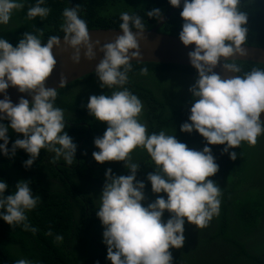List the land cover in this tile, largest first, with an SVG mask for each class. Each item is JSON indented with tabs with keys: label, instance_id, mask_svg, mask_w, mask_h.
Wrapping results in <instances>:
<instances>
[{
	"label": "clouds",
	"instance_id": "obj_1",
	"mask_svg": "<svg viewBox=\"0 0 264 264\" xmlns=\"http://www.w3.org/2000/svg\"><path fill=\"white\" fill-rule=\"evenodd\" d=\"M45 3L46 0H36L27 10V19L46 18L50 9L42 6ZM168 4L182 8L181 30L178 35H171L178 36L185 47L194 46L187 55L197 73L188 89L195 99L180 131L191 134L195 130L202 136L206 143L201 150L189 148L165 130L148 134L146 125L140 122L143 104L125 87L132 70L131 61L141 55L138 38L146 25L139 15L121 12L122 34L101 44L99 40H91L87 23L78 15L77 7L62 12L63 43L74 50L71 60L80 62L81 49L86 59L93 60L94 49H98L103 53L94 69L99 87L112 90L111 95H90L83 105L89 115L107 125L103 135L93 139L98 151H93L92 156L98 163L123 161L129 170L127 175H116L111 168L106 169L100 204L95 211L103 226L106 259L111 264H173L169 249L183 247L185 223L203 229L220 212L221 187L206 179L219 170L208 145H224L222 154L236 160L237 152L229 149L239 147L242 142L254 146L257 137L264 134V121L260 119L264 112V69L252 68L238 75L241 67L233 63L236 60H228L235 55L245 56L247 50L243 45H251L245 43L248 15L239 8L241 0H168ZM23 7L24 0H0V26L7 25L13 11ZM146 15L162 18L160 8H152ZM42 35V32L39 35L25 32L15 46L0 37V94L3 95L0 154L12 157L17 149H23L29 154L23 161L26 169L33 165L42 149L47 151L46 157L54 153L51 162L63 159L68 165L73 163L77 151V145L65 131L64 111L55 106L56 89L65 87L66 79L61 75L56 88L45 84L57 63L53 48L60 47L61 39L50 36L42 43L39 38ZM218 63L237 75L222 78L214 71ZM140 75H148V69L141 68ZM9 87L26 93L31 102L21 96L14 104L7 92ZM5 120L7 125L3 123ZM9 129L23 137L15 139L11 148ZM138 148L146 151L154 165L153 171L146 175L151 192L166 194L156 195L146 205L142 203L146 200L145 183L136 178L140 164L133 162L131 156ZM8 188L0 179V220L12 228L21 226L35 234L37 229L27 222L26 213L41 198L33 196L28 180L18 181L15 191L6 195ZM165 211L169 214L166 220L162 219ZM46 235H53L51 229ZM54 241L62 242L63 236L55 235ZM15 264L34 262L19 259Z\"/></svg>",
	"mask_w": 264,
	"mask_h": 264
},
{
	"label": "trees",
	"instance_id": "obj_2",
	"mask_svg": "<svg viewBox=\"0 0 264 264\" xmlns=\"http://www.w3.org/2000/svg\"><path fill=\"white\" fill-rule=\"evenodd\" d=\"M36 0H24V7L13 11L7 25L0 26V37L9 40L13 46L23 38L25 32L39 35L42 43L50 36H63L61 24L65 8L77 7L78 15L86 21L88 29L119 28L120 13L139 15L150 28L162 19L166 22L161 32L178 35L183 23L179 13L182 8L172 7L168 0H46L42 6L50 12L46 18L29 20L27 10ZM160 8L162 18H149L146 12ZM241 11L248 15L247 40L245 43L264 46V0H241ZM174 9V11H173ZM120 29V28H119ZM241 67L238 75L252 68L264 69V64L236 60ZM146 67L148 75H140ZM196 70L190 65L158 62H133L125 85L138 96L143 104L140 122L146 125L148 134L165 130L189 148L201 150L205 146L203 137L195 130L191 134L180 131V125L189 115L195 98L189 87L194 83ZM96 73H88L63 88L57 89L55 106L63 109L65 131L77 145L71 165L63 159L53 163L41 150L36 161L29 168L23 161L29 158L23 149H17L15 156L0 154V179L9 188L6 195L15 191L20 180H28L33 196H39L37 206L26 213L27 222L37 229L35 234L21 226L10 227L0 220V264H15L19 259H28L34 264H111L106 259L107 248L102 243L103 226L95 215L100 200L95 190L103 187L105 171L108 168L116 175H127L124 162L106 161L98 163L92 156L98 149L94 137L102 136L107 125L89 115L86 107L90 95H111L112 90L101 89ZM7 125L8 121H3ZM9 144L23 138L9 129ZM3 141H0L2 143ZM219 165L218 172L211 179L221 187V203L218 216L209 225L197 229L185 223V243L182 248L169 250L173 264H208L206 258L217 257L220 264H264V134L257 137V143L249 146L242 142L237 148L236 160L221 152L224 145H208ZM132 161L140 164L137 179L145 183V205L156 195L151 192L146 175L153 171V162L143 149H135ZM45 158V159H44ZM169 214L165 211L162 219ZM51 229L53 235L46 233ZM63 236L62 242H55V235Z\"/></svg>",
	"mask_w": 264,
	"mask_h": 264
},
{
	"label": "water",
	"instance_id": "obj_3",
	"mask_svg": "<svg viewBox=\"0 0 264 264\" xmlns=\"http://www.w3.org/2000/svg\"><path fill=\"white\" fill-rule=\"evenodd\" d=\"M176 9V8H174ZM173 9V11H174ZM162 20L151 28H146L141 38H138L140 58L133 59V62H170L190 65L188 52L192 50L193 45L185 47L179 40L178 36L163 33L158 31V28L164 23ZM135 33V29L132 30ZM119 34H122V30L119 28H97L89 29V35L92 41L99 40L101 44L111 42ZM60 47L53 48V55L56 59V66L46 80V87L56 88L59 83L61 75L66 79V84L88 74L94 72L95 66L99 63L103 57V53L98 49L96 56L93 60H88L83 55V49H81L80 62L73 63L71 56L74 50L66 46L63 43V36L60 37ZM246 48L247 54L245 56L235 55L228 60H248L264 64V47L255 45H243ZM191 66V65H190ZM222 78L227 79L237 75V73H231L225 70L219 63L214 69ZM59 89V88H57ZM56 89V90H57ZM8 95L12 102L15 104L18 102L19 97L24 96L31 102V97L26 93H19L15 88L9 87ZM3 95L0 94V99ZM260 119L264 121V112L260 114Z\"/></svg>",
	"mask_w": 264,
	"mask_h": 264
},
{
	"label": "rangeland",
	"instance_id": "obj_4",
	"mask_svg": "<svg viewBox=\"0 0 264 264\" xmlns=\"http://www.w3.org/2000/svg\"><path fill=\"white\" fill-rule=\"evenodd\" d=\"M101 191H102V188L99 187V189L95 190L94 195L99 198V195H100ZM205 261L208 264H220V259L217 258V257H214V258H211V259L210 258H206Z\"/></svg>",
	"mask_w": 264,
	"mask_h": 264
}]
</instances>
